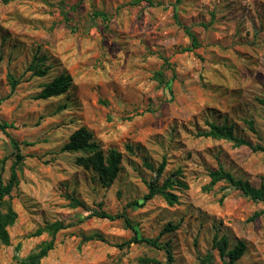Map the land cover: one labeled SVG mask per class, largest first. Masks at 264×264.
Returning a JSON list of instances; mask_svg holds the SVG:
<instances>
[{
  "label": "rangeland",
  "instance_id": "rangeland-1",
  "mask_svg": "<svg viewBox=\"0 0 264 264\" xmlns=\"http://www.w3.org/2000/svg\"><path fill=\"white\" fill-rule=\"evenodd\" d=\"M149 1L0 0V121L12 125L0 131L1 185L14 142L23 156L3 199L17 218L0 264L37 252L51 236L35 233L55 222L67 228L41 264H165L159 249L126 245L135 234L166 244L173 264H223L215 237L228 250L245 245L234 264H264V204L208 176L222 168L264 189V153L202 136L213 124L264 147V0ZM35 59L43 76L28 71ZM62 74L71 79L65 93L36 98ZM80 128L105 154H120L111 184L61 150ZM166 179L176 203H143L147 184ZM98 210L121 218L97 219ZM168 223L176 229L161 234Z\"/></svg>",
  "mask_w": 264,
  "mask_h": 264
},
{
  "label": "trees",
  "instance_id": "trees-1",
  "mask_svg": "<svg viewBox=\"0 0 264 264\" xmlns=\"http://www.w3.org/2000/svg\"><path fill=\"white\" fill-rule=\"evenodd\" d=\"M3 3H8L14 0H1ZM148 4H151L149 0H146ZM138 2V1H136ZM186 34L191 40V48H197V42L195 36L188 30L185 29ZM189 50V49H187ZM41 60L35 59L31 62V65L28 67V71H33V74L43 76L45 73L41 71ZM71 84V79L68 75L62 74L59 77L54 78L50 83L45 84L42 87V90L37 95L39 100H47L53 97L62 95L67 91ZM11 89L13 90L17 81L11 79ZM264 104V102H262ZM8 128H12V125H9L5 122L0 121V131H5ZM203 137L212 138L217 140H225L232 143L234 146H247L253 152H262L264 153V147H253L249 143L238 139L235 137L231 129L227 127H219L213 124L209 125V131L202 134ZM15 150V160L13 165L10 168V174L8 181L5 185L0 184V244L4 246L10 245V237L7 229L11 227L16 221L17 214L9 207L5 211L2 210L3 199L10 195L12 189L16 187L18 183L16 167L21 164L23 156L20 155L19 144L14 142ZM63 152L78 154L79 156L76 159V165L82 167L84 170H90L96 174L99 179H101L105 184H111L116 178L120 168V154L114 150H109L106 154L100 148L98 144L92 141L91 134L84 128L76 130L70 137L68 143H66L62 149ZM165 166V161L163 160L161 164L156 169V174L159 176ZM148 168H151L148 166ZM210 178V185H214L218 182H225L231 185L235 190H237L241 196L246 199H249L253 202H261L264 204V189L259 188L255 189L251 187L248 183L241 180H236L234 177L224 171L222 168H219L215 171H210L208 174ZM174 182L170 179H166L162 185L159 187L155 182L147 184L148 192L143 197V203L147 200H151L156 195H160L169 205L176 203V198L172 195L169 189L172 188ZM73 206L79 207L81 204L73 200ZM133 205L137 204V201L131 203ZM262 212H255L249 219V221H254L260 217ZM91 215L97 219H105L108 221H115L120 216H111L108 213L98 210ZM125 227L128 229H133L129 220L126 217H122ZM67 226H64L62 223L55 222L53 224L47 225L45 228L38 230L35 235H41L42 232H47L51 236V240L42 244L37 252L29 254L24 259L16 260L15 264H41V261L48 255L50 251L54 248V237L55 235L63 229H66ZM176 229L175 226L168 223L163 229L161 234L172 232ZM134 244H146L152 248L159 249L163 251L166 255L165 264H173L172 254L166 244L161 245L157 240L152 239H142L137 238L136 234L125 244L129 245ZM121 246V245H119ZM214 248L218 251L219 257L222 260L223 264H234L238 261L245 251V245L242 242H239L233 249H227V240L222 237L218 241L216 237L214 238ZM19 248L16 247L15 251H18ZM148 264H161L156 260H148ZM204 264H211L210 262H205Z\"/></svg>",
  "mask_w": 264,
  "mask_h": 264
}]
</instances>
